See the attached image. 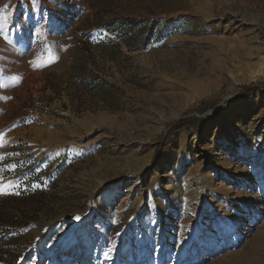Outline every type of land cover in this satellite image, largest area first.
<instances>
[{
  "label": "rangeland",
  "instance_id": "obj_1",
  "mask_svg": "<svg viewBox=\"0 0 264 264\" xmlns=\"http://www.w3.org/2000/svg\"><path fill=\"white\" fill-rule=\"evenodd\" d=\"M0 25V264H264V0Z\"/></svg>",
  "mask_w": 264,
  "mask_h": 264
},
{
  "label": "snow or ice",
  "instance_id": "obj_2",
  "mask_svg": "<svg viewBox=\"0 0 264 264\" xmlns=\"http://www.w3.org/2000/svg\"><path fill=\"white\" fill-rule=\"evenodd\" d=\"M0 27H2V25H0ZM3 144H4V138H3V136L2 135H0V147H2L3 146ZM0 159H4V157L3 156H0ZM11 167H15V165H12ZM0 191H3V189L2 188H0ZM105 255H107V253L105 254Z\"/></svg>",
  "mask_w": 264,
  "mask_h": 264
},
{
  "label": "trees",
  "instance_id": "obj_3",
  "mask_svg": "<svg viewBox=\"0 0 264 264\" xmlns=\"http://www.w3.org/2000/svg\"><path fill=\"white\" fill-rule=\"evenodd\" d=\"M252 89L253 88H251V87H246L245 88V90H252ZM184 125H185L184 119L179 120L178 123H177V127H181V126H184Z\"/></svg>",
  "mask_w": 264,
  "mask_h": 264
},
{
  "label": "bare ground",
  "instance_id": "obj_4",
  "mask_svg": "<svg viewBox=\"0 0 264 264\" xmlns=\"http://www.w3.org/2000/svg\"><path fill=\"white\" fill-rule=\"evenodd\" d=\"M178 138V136H176L175 138H174V140H176Z\"/></svg>",
  "mask_w": 264,
  "mask_h": 264
}]
</instances>
